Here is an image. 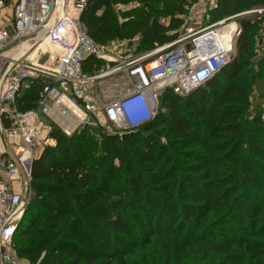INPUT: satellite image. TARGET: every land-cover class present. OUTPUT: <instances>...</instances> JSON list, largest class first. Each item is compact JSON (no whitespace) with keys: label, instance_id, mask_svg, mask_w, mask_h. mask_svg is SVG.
<instances>
[{"label":"trees","instance_id":"1","mask_svg":"<svg viewBox=\"0 0 264 264\" xmlns=\"http://www.w3.org/2000/svg\"><path fill=\"white\" fill-rule=\"evenodd\" d=\"M133 1L144 8L119 22L115 7ZM192 1L88 0L80 22L99 44L139 36L140 54L177 38ZM263 5L218 0L210 20ZM238 23L229 64L186 97L162 91L152 120L120 137L88 126L71 136L51 133L32 161L29 199L13 236L20 259L128 264L156 237L165 264H239L234 249L248 247L254 264H263L264 242L253 238L264 234V124L245 116L256 20L242 16ZM40 89L25 88L18 109L35 108Z\"/></svg>","mask_w":264,"mask_h":264},{"label":"built area","instance_id":"2","mask_svg":"<svg viewBox=\"0 0 264 264\" xmlns=\"http://www.w3.org/2000/svg\"><path fill=\"white\" fill-rule=\"evenodd\" d=\"M87 2L16 0L12 23L0 29V264H23L13 236L29 199V168L53 130L71 136L84 126L99 127L120 137L152 120L162 91L186 97L229 64L232 38L224 47L211 29L251 13L203 25L218 0H193L173 42L136 55L125 40L99 44L86 33L80 15ZM30 40L20 60L6 54ZM43 58L55 65L40 64ZM114 77L124 86L104 102L101 85ZM34 83L41 87L35 108L20 111L17 96ZM12 182L21 185L19 192L7 186Z\"/></svg>","mask_w":264,"mask_h":264},{"label":"rangeland","instance_id":"3","mask_svg":"<svg viewBox=\"0 0 264 264\" xmlns=\"http://www.w3.org/2000/svg\"><path fill=\"white\" fill-rule=\"evenodd\" d=\"M115 8H116L117 16H118V21L121 22L123 21L122 14L131 12L132 10H141L144 8V5L140 4L139 2L133 1V2L126 3V4H118ZM256 10H262V11L259 12ZM244 12H251L245 16H252L256 20V26L252 30V33H251L252 41H253V55L254 56L250 60V65L248 67L249 71L247 72L250 78L251 91L249 93V108L245 116L247 117L246 119L248 122H251L252 120H256L259 117L260 121L264 124V5L260 7L252 8ZM228 18L226 17L216 22H212L210 20V14H209V16L203 21L204 22L203 25L218 24L219 22H222L223 20H227ZM238 18L227 20L223 22L222 24L214 26L211 29L215 31L214 33L216 35L215 41L218 42V40H220L226 46H228V37L231 36L232 38L231 39L232 50H231V56H230L231 59L235 54V49H234L235 39L238 37L234 35L235 34L234 32L237 26H238V29L240 30ZM157 20L161 24H166V22L168 21V18L165 17L164 15H159L157 17ZM178 31L182 33L180 29ZM138 40H139V36H135L130 41L125 40L127 42V46L125 48L128 50V53L134 52L136 55H141V54H146L152 51L151 50L149 52L137 54L136 46H137ZM43 48L51 52L55 51V48L51 46L50 44H45ZM154 57L155 56H152L149 60H153ZM40 64L44 66H48V67H53L55 65L54 63H51L50 61H48L46 58H43L40 61ZM123 86H124V82L122 78L114 77V78L105 80L103 84L101 85V91H102V96H103L101 97V100L107 101L109 99L115 98L117 96V91L121 89ZM23 91H21L20 95L23 94ZM160 130L161 129L159 128L153 131V133L160 131ZM20 171H21V176L23 178L24 174L22 173L21 169ZM260 222H261L260 224L264 225V222L262 220H260ZM261 232L258 234L257 237L253 238L258 243L264 242V234H261ZM152 243H154L155 246H157L155 247L153 251H151ZM152 243L150 246L145 247L144 250H136L132 256H129L127 258V263L128 264H165L164 253L162 251L161 246H159V243L156 237L152 239ZM260 244H263V243H260ZM260 248H263V247H260ZM234 253L236 255V260L239 262V264H254L255 263L254 258H253V251H251V248L249 247L246 249L245 248L244 249L235 248ZM260 257L264 264L263 252L260 254ZM185 263L190 264V262L187 260H185ZM23 264H27V263L23 261ZM113 264H116V263L114 262Z\"/></svg>","mask_w":264,"mask_h":264},{"label":"crops","instance_id":"4","mask_svg":"<svg viewBox=\"0 0 264 264\" xmlns=\"http://www.w3.org/2000/svg\"><path fill=\"white\" fill-rule=\"evenodd\" d=\"M15 3H16V0H0V29L9 26L12 23L13 6ZM236 29H238V26L236 27ZM30 44H27V46ZM104 102H107V101H104ZM7 186L16 192H19L21 190V185L18 182L8 183Z\"/></svg>","mask_w":264,"mask_h":264},{"label":"bare ground","instance_id":"5","mask_svg":"<svg viewBox=\"0 0 264 264\" xmlns=\"http://www.w3.org/2000/svg\"><path fill=\"white\" fill-rule=\"evenodd\" d=\"M230 38H231V36L228 37V42H229ZM31 42H32V40L26 41L25 43L17 46L16 48L9 50L6 54L11 56V57H13V58H15V59H17V60H20L24 55L29 53L28 50H27V44H30ZM218 43L221 44L224 47L226 46L220 40H218Z\"/></svg>","mask_w":264,"mask_h":264},{"label":"water","instance_id":"6","mask_svg":"<svg viewBox=\"0 0 264 264\" xmlns=\"http://www.w3.org/2000/svg\"><path fill=\"white\" fill-rule=\"evenodd\" d=\"M53 132H55V130H53ZM31 168V167H30ZM30 168H29V173H30Z\"/></svg>","mask_w":264,"mask_h":264}]
</instances>
